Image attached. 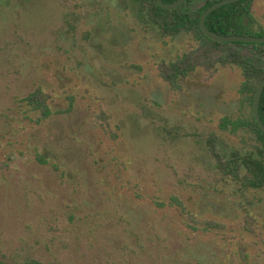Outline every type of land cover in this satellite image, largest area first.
Wrapping results in <instances>:
<instances>
[{"label": "rangeland", "instance_id": "obj_1", "mask_svg": "<svg viewBox=\"0 0 264 264\" xmlns=\"http://www.w3.org/2000/svg\"><path fill=\"white\" fill-rule=\"evenodd\" d=\"M193 42L135 0H0V264H264L263 202L212 162L244 144L217 126L240 71L197 68L177 91L158 76ZM38 86L52 114L34 123L20 99Z\"/></svg>", "mask_w": 264, "mask_h": 264}, {"label": "trees", "instance_id": "obj_2", "mask_svg": "<svg viewBox=\"0 0 264 264\" xmlns=\"http://www.w3.org/2000/svg\"><path fill=\"white\" fill-rule=\"evenodd\" d=\"M146 15L148 21L160 33L175 37L181 32H188L193 37V43L175 59L161 60L158 66V76L171 89L177 91L181 85L179 80L187 77L197 68H202L209 75H214L221 67H235L242 76L238 86L239 107L236 113L222 115L217 122L218 129L232 136H239L244 143L239 148L212 150L213 166L223 177L235 183L242 194H256L264 204V132L258 126L253 115V103L256 88L264 78V67L253 63L252 58L245 57L237 48L244 42H218L208 38L200 27L202 13L213 3L221 0H186L175 9L160 7L157 0H135ZM175 0H163L171 3ZM255 0H238L222 5L209 13L205 18L206 27L223 35H254L264 36V25L254 14ZM252 45L256 54L264 59V43H245ZM51 96L41 87L20 99L26 105L28 113H32L34 123L46 120L52 114L49 106ZM72 103H70L71 107ZM261 121L264 124V88L258 105ZM96 117L99 126L114 133L108 122V115L100 110ZM171 204L180 206L191 222L200 223L209 229L215 228L217 222L195 217L181 200L174 196ZM252 220V217H248ZM34 264H40L31 260Z\"/></svg>", "mask_w": 264, "mask_h": 264}, {"label": "water", "instance_id": "obj_3", "mask_svg": "<svg viewBox=\"0 0 264 264\" xmlns=\"http://www.w3.org/2000/svg\"><path fill=\"white\" fill-rule=\"evenodd\" d=\"M160 7L164 9H175L185 3L186 0H175L171 3H164L163 0H157ZM238 0H221L218 2L213 3L210 5L201 15L200 17V27L203 33L210 39L218 42H244V43H264V36H254V35H223L219 33H215L209 30L205 25V18L206 16L211 13L213 10L217 9L218 7L235 2ZM264 88V78L258 84L255 95H254V103H253V115L254 118L260 127V129L264 132V124L260 119L258 105L261 93Z\"/></svg>", "mask_w": 264, "mask_h": 264}]
</instances>
